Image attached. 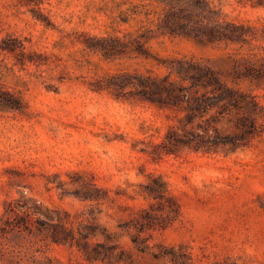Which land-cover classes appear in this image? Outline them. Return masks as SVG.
<instances>
[{"label":"rangeland","instance_id":"1","mask_svg":"<svg viewBox=\"0 0 264 264\" xmlns=\"http://www.w3.org/2000/svg\"><path fill=\"white\" fill-rule=\"evenodd\" d=\"M125 1L0 0V42L24 47L0 54V84L23 102L0 111V218L7 201L26 196L77 235L89 232V251L113 247L105 263H90L75 244L35 246L56 264H175L173 253L188 264H264V0L214 4L245 25L247 42L204 47L167 36L146 45L157 59L106 60L86 42L141 27L122 21ZM177 59L212 67L258 107L211 108L214 94L201 86L168 105L131 85L119 98L105 87L119 72L169 76ZM193 96L202 113L188 110ZM197 134L214 151L177 144ZM23 235L26 263L36 238Z\"/></svg>","mask_w":264,"mask_h":264},{"label":"trees","instance_id":"2","mask_svg":"<svg viewBox=\"0 0 264 264\" xmlns=\"http://www.w3.org/2000/svg\"><path fill=\"white\" fill-rule=\"evenodd\" d=\"M215 2L216 0H126L125 4L129 7L122 11L124 14L122 21L129 23L131 20H139L142 23L141 27L136 31L124 33L122 38L89 37L86 47L101 54L106 60L131 54L149 60L157 58L146 45L161 37H182L204 47L229 42H247L248 32L245 25L228 20L227 15L214 5ZM21 47L24 48L17 38L8 36L0 42V54H15ZM158 61L165 62L163 59ZM171 67L169 76L162 78L151 75L134 76L127 72H119L106 78L105 87L112 90V93L119 98L118 93L131 85L137 88L142 99L168 105L169 101L180 99V92L190 93L191 89L201 86L214 94L213 97L217 102L211 104V108L215 106L242 108L246 105L251 106L248 108L249 112L254 113L256 106L258 107L255 100L246 101L245 94L229 87L208 65L177 59L176 64H172ZM174 73L179 80L171 79ZM187 81L191 84L185 85ZM195 99L197 100L194 102L189 101L188 110L190 113L196 111L202 113L204 108L197 102L198 98L193 96V100ZM21 108H23V102L20 97L5 90L0 84V111H17ZM208 109L205 108L204 111ZM248 126L254 128L255 124L250 120ZM204 131L208 133L207 129ZM195 138L190 142L177 138V144L190 145L194 151H214L211 148L209 136L197 134ZM150 193L157 199L164 196V192L158 187L150 186ZM30 201V198L23 196L22 199L6 202L4 214L0 218V260L4 264H56L59 262L46 255L43 249L35 248L37 244L44 246L75 244L79 250L84 249L88 262L105 263L108 256L104 251H109L113 247L107 248L105 244L98 243L92 251H89L87 242L81 240L86 239L89 232L79 231L77 235L73 228L67 226L65 220L60 218V221L55 222V216L49 209L45 210L37 200L29 205ZM25 233L36 239L31 241L33 243L26 252L27 255L29 254L26 256L27 262L23 263L22 245L16 239L22 236L27 238L23 235ZM10 235H13V238ZM134 242L138 247L144 244L139 239H134ZM172 255L175 264H188V260H179L175 253Z\"/></svg>","mask_w":264,"mask_h":264}]
</instances>
